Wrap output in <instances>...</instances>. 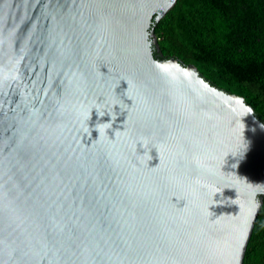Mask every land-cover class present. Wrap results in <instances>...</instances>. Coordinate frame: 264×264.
Masks as SVG:
<instances>
[{
    "label": "water",
    "instance_id": "1",
    "mask_svg": "<svg viewBox=\"0 0 264 264\" xmlns=\"http://www.w3.org/2000/svg\"><path fill=\"white\" fill-rule=\"evenodd\" d=\"M175 2L0 0V264H243L264 123L155 57Z\"/></svg>",
    "mask_w": 264,
    "mask_h": 264
},
{
    "label": "trees",
    "instance_id": "2",
    "mask_svg": "<svg viewBox=\"0 0 264 264\" xmlns=\"http://www.w3.org/2000/svg\"><path fill=\"white\" fill-rule=\"evenodd\" d=\"M153 32L161 55L192 63L212 85L242 96L264 123V0H176ZM264 264V197L243 257Z\"/></svg>",
    "mask_w": 264,
    "mask_h": 264
},
{
    "label": "clouds",
    "instance_id": "3",
    "mask_svg": "<svg viewBox=\"0 0 264 264\" xmlns=\"http://www.w3.org/2000/svg\"><path fill=\"white\" fill-rule=\"evenodd\" d=\"M97 114H98V116H101L102 117L105 113L103 111H101L100 109H97ZM109 115H110L111 119H115V115L114 114L109 113ZM103 127L104 128H109V127H111V124L110 123H105L103 125ZM97 130H98V128H97ZM83 131L87 135L89 133L90 129L87 128V127H85V128H83Z\"/></svg>",
    "mask_w": 264,
    "mask_h": 264
}]
</instances>
